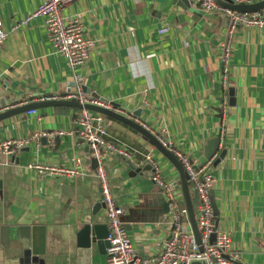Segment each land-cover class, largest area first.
I'll use <instances>...</instances> for the list:
<instances>
[{"label":"crops","instance_id":"crops-1","mask_svg":"<svg viewBox=\"0 0 264 264\" xmlns=\"http://www.w3.org/2000/svg\"><path fill=\"white\" fill-rule=\"evenodd\" d=\"M41 1L0 0L4 29L10 31L12 23ZM63 15L78 17L93 41L89 60L70 69L53 51L44 19L36 17L25 29L10 33L0 47L3 112L80 87L97 98H109L122 115L197 162L207 141L218 138L223 128L214 155L224 149L225 157L207 168L215 180L213 224L229 233L241 264H264V28L236 29L223 78L220 47L229 20L196 3L72 0ZM165 26L169 31L159 34ZM36 110L40 116L26 111L0 120V142L30 139L14 157L0 154V232L8 226L9 238L15 240L18 226L31 227L38 255L24 251L19 257L18 244L5 249L0 243V264H106V255L95 245L87 263L77 252L78 234L86 224H107L104 208L91 215L100 189L90 152L77 135L81 109ZM100 115L105 139L126 145L130 154V159L114 155L101 162L111 195L124 209L121 220L137 255L152 259L169 229L168 207L141 154L151 153L166 182L179 183L178 174L138 132ZM74 159H79L83 176L73 181L39 178L26 169L33 161L72 166Z\"/></svg>","mask_w":264,"mask_h":264},{"label":"built area","instance_id":"built-area-1","mask_svg":"<svg viewBox=\"0 0 264 264\" xmlns=\"http://www.w3.org/2000/svg\"><path fill=\"white\" fill-rule=\"evenodd\" d=\"M72 0H42L40 5L26 14L24 17L11 24L10 31L4 29L0 20V47L9 39L10 33H17L29 26L36 17L44 19V26L48 34L51 47L55 53L60 54L70 69H76L84 65L90 58L94 43L86 35V32L76 16H64L63 10ZM198 4L208 13L223 14L229 17V26L224 36V42L220 47V61L223 63L222 75L225 77L232 53V39L238 27L242 28H264V9L256 12H239L230 10L217 2V0H188ZM224 1V0H220ZM233 5H253L264 0H227ZM167 26L159 29V34H166ZM78 78V77H77ZM225 87V84H222ZM40 101H73L81 106L93 105L123 113L114 109L113 102L109 98H97L82 88L70 90L64 94L45 95ZM5 108L0 106V113ZM6 110H8L6 108ZM29 114L40 116L39 110H29ZM122 115V114H121ZM124 116V115H123ZM102 116L92 111L81 109L75 124L78 127L77 135L84 141L90 155L97 161L95 177L98 181L101 202L108 218V234L106 240L109 245L105 250L106 264H241V257L233 248L230 235L223 229H214L213 207L211 204V191L214 185V176L207 171L211 167L216 155L211 157L203 166L198 167L195 159L187 158L178 150L171 148L170 144L160 140L162 145L172 152L181 163L188 176V183L198 196V206L194 212L196 226L200 236V245L195 242L193 232L189 223L182 222V216L187 218L184 206L180 208L174 201L171 193L179 183H168L161 176L159 163L151 153H142L144 163L151 165L152 184L164 195L168 205L169 229L160 243L159 251L152 259H141L127 233L125 225L121 220L124 209L113 199L108 177L101 162L107 157L119 155L130 159L126 145L110 142L105 139L106 130L102 125ZM142 125V124H141ZM144 126V125H142ZM148 130V129H147ZM63 134L62 132L59 133ZM224 136L223 128L219 129V141ZM30 141L25 139H7L0 142V154L8 159L14 157ZM79 159H74L72 166H62L55 161L48 163L29 162L26 169L37 177L51 178L55 181L67 179L73 181L83 176ZM178 180V179H177ZM188 221V219H187ZM212 234L215 235L211 242Z\"/></svg>","mask_w":264,"mask_h":264},{"label":"water","instance_id":"water-1","mask_svg":"<svg viewBox=\"0 0 264 264\" xmlns=\"http://www.w3.org/2000/svg\"><path fill=\"white\" fill-rule=\"evenodd\" d=\"M183 4L187 3V0H181ZM219 4L222 6L234 10V11H239V12H256L261 9H264V1H261L259 3L253 4V5H233L229 1L224 0L220 1L217 0ZM227 20H229V17L226 16ZM84 91V89L82 88ZM87 91V90H86ZM233 89H229V96L231 97L229 99V104L230 106H233ZM54 107V106H72V107H77L79 109H86L92 112L100 113L103 114L107 117L113 118L128 127L134 129L136 132L142 136V138L146 141H148L158 152H160L176 169V172L179 177V183H180V188L182 192V197H183V202L184 206L187 212V219L188 223L190 225V228L193 232L195 242L200 245V236L199 232L196 226L195 222V216H194V210L192 207L190 195H189V190H188V176L186 172L184 171L181 163L177 160V158L172 154L171 151L166 149L161 141H159L158 138L155 137L149 130H147L145 127L137 123L136 121L127 118L119 113H116L112 110L106 109V108H101L93 105H84L81 106L76 102L73 101H41L38 103H32L28 105H24L22 107H16L13 109H8L7 111L0 113V120L6 119L8 117L29 111V110H34V109H39L42 107ZM220 111L219 109H217ZM133 115L135 117H140L139 111L133 112ZM40 140L45 141L44 137H41ZM83 141V140H82ZM219 145V139L213 138L209 141H207L206 146L203 149L202 155L198 159V167L203 166L217 151ZM85 151L89 152L88 147L86 146ZM226 150H221L219 153L218 157L215 158L213 161V165L216 166L217 164L220 163V161L225 157ZM88 157H90V154H88ZM91 158V167L95 169L97 167V161ZM130 168L133 169L134 167L130 165ZM146 169H151V165H146ZM145 168L143 170H145ZM136 171H140L139 169ZM63 188L66 191L71 190L70 187L64 185ZM212 194V192H211ZM211 204L213 207L214 214H217L214 202L212 200L211 196ZM166 206L168 207L167 203ZM100 208H103V203L101 202V196L100 200L95 203L92 207V212L91 215H95ZM17 231V237L15 240H11L9 238V227L8 226H3L1 227V232H0V243L1 245L5 248L8 249L10 247L18 246L19 250V257H22L24 251H29L31 255H38V250L37 246L35 244V236L33 229L28 226H18L16 228ZM108 234V229H107V224H86L79 232L78 234V257L80 258L82 263H87L89 259V254L91 252V248L93 245H95L99 251V253L105 254V250L108 247L109 243L106 240ZM215 235L212 234L211 236V242H213ZM193 264H199L198 262H195Z\"/></svg>","mask_w":264,"mask_h":264},{"label":"rangeland","instance_id":"rangeland-1","mask_svg":"<svg viewBox=\"0 0 264 264\" xmlns=\"http://www.w3.org/2000/svg\"><path fill=\"white\" fill-rule=\"evenodd\" d=\"M184 155V154H183ZM185 157L189 158L188 156L184 155ZM177 174V173H176ZM190 189L191 191H193V188L192 186L190 185ZM173 197H174V201L178 204V206L181 208L183 206V198H182V192H181V188L178 186L176 187L175 189H173L171 191ZM106 215V213H105ZM105 219L108 221V218L107 216L105 217ZM182 222L187 224L188 221H187V218L185 216H182ZM215 230L218 229V227H214Z\"/></svg>","mask_w":264,"mask_h":264},{"label":"trees","instance_id":"trees-1","mask_svg":"<svg viewBox=\"0 0 264 264\" xmlns=\"http://www.w3.org/2000/svg\"><path fill=\"white\" fill-rule=\"evenodd\" d=\"M190 183H188V190H189V195H190V199H191V203H192V207H193V210L194 212L196 211L197 209V206H198V196L196 194V192L193 190L191 191L190 189ZM192 186V185H191Z\"/></svg>","mask_w":264,"mask_h":264}]
</instances>
